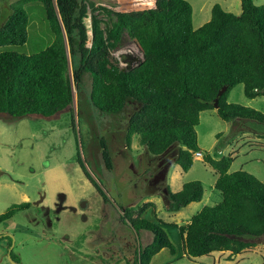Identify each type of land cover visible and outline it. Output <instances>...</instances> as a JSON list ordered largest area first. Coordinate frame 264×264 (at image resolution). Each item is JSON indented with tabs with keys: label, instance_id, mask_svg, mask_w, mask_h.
I'll return each instance as SVG.
<instances>
[{
	"label": "trees",
	"instance_id": "obj_1",
	"mask_svg": "<svg viewBox=\"0 0 264 264\" xmlns=\"http://www.w3.org/2000/svg\"><path fill=\"white\" fill-rule=\"evenodd\" d=\"M19 1L0 25V47L24 45L28 40L29 18L22 3L32 0ZM40 1L54 37L34 53L0 52V113L51 117L65 109L73 112L74 86L78 103L83 91H88L95 109L125 113L128 136H136L152 155L176 151L174 164L183 171L191 168L192 153L199 151L195 126L203 110L216 109L225 121L244 119L249 128L264 133V113L227 102L229 91L237 84L243 85L248 98L264 96V4L240 0L241 13L235 14L216 3L210 19L194 28L188 0H156L150 9L115 12L112 25L103 30L96 15L89 13L90 5L96 9L91 0H56V5L53 0ZM124 30L139 44L143 59L123 71L112 60L111 50L118 46ZM72 123L74 127L73 115ZM102 157L105 167L111 169L105 143ZM204 161L218 174L214 187L222 200L204 205L189 222L178 226L184 252L190 257L217 251L241 254L264 236V182L245 170L230 172V155L214 158L205 154ZM79 162L82 164L80 158ZM163 193L166 209L178 212L201 201L203 186L189 181L172 192L166 185ZM150 206L155 205L150 201L142 204L136 216L126 205L119 206L137 233L151 235L146 243H138L128 264H150L163 248L172 254L176 251L165 228L142 216ZM30 207L29 201L12 204L0 214V223ZM7 237L10 246L11 237L0 235V239ZM10 255L18 262L12 250Z\"/></svg>",
	"mask_w": 264,
	"mask_h": 264
},
{
	"label": "rangeland",
	"instance_id": "obj_2",
	"mask_svg": "<svg viewBox=\"0 0 264 264\" xmlns=\"http://www.w3.org/2000/svg\"><path fill=\"white\" fill-rule=\"evenodd\" d=\"M18 1L0 0V25ZM91 1L96 9L90 5L89 13L96 15L103 30L112 25L115 12L147 9L146 6L132 9L135 8L133 4L127 6L124 3L122 9L117 2L121 0ZM188 2L192 6L194 28L210 19L216 3L228 12L241 13L240 0ZM253 2L264 4V0ZM22 7L29 18L28 40L24 45L1 46L0 52L34 53L46 47L54 37L40 0L23 2ZM104 7L110 12L101 9ZM90 24L91 18L89 27ZM111 57L121 68L129 70L142 61L143 53L139 44L124 30L118 46L111 50ZM74 94L73 112L65 109L51 117H14L0 113V214L14 203H31L30 208L18 211L0 223V235L11 237L10 246V238L0 239V264L131 263L138 244L135 239L143 235L140 242L146 243L151 235L144 231L138 234L127 225L119 206L126 205L136 216L138 208L149 201L155 206L148 207L142 216L162 225L176 248L174 254L167 248L161 249L150 264H264V236L256 240L253 248L238 255L217 253L190 257L184 252L178 228L204 205H214L222 200L220 191L214 187L218 174L204 161L205 154L214 158L230 155L233 158L230 172L245 170L264 182V133L249 128L244 119L225 121L218 116L216 109L201 111L199 123L195 126L200 154L192 153L194 160L188 171L172 164L165 184L176 192L186 182L199 181L203 186V197L180 212H173L166 209L160 194L144 182L145 153L137 137L133 138L131 150L126 146L123 148L125 131L122 130L124 123L120 121L125 119V113L112 114L95 109L88 91H83L79 103L76 90ZM227 102L264 113V96L246 97L242 84L229 91ZM102 138L107 146L109 144L114 170L113 167H102L99 146ZM81 165L96 181L106 199L86 179ZM149 174L145 175L148 177ZM119 184L124 185L128 198L135 199L133 202L129 200L125 204L121 200ZM10 247L18 262L8 256Z\"/></svg>",
	"mask_w": 264,
	"mask_h": 264
},
{
	"label": "flooded vegetation",
	"instance_id": "obj_3",
	"mask_svg": "<svg viewBox=\"0 0 264 264\" xmlns=\"http://www.w3.org/2000/svg\"><path fill=\"white\" fill-rule=\"evenodd\" d=\"M120 122L121 123H124V126L122 127V130L125 131V136H124V144L125 145H124L123 148H125V146H126L127 149H130L131 150L132 149V142L134 141V139H135L136 136L135 137L134 136H131V137L128 136L127 127H126L127 126L126 119L122 118ZM104 143H105V145H106V147L108 149L109 144L107 146V143L105 142V140L103 138L100 139L99 146H100V149H101V159H102L101 160V164L103 165L102 167L105 166L104 165V158L102 157V152L104 151ZM143 153H145L144 165H143L144 182L146 183V186H151V190L152 191L155 190V192H157V193L160 194L163 202H166V197H165V195L163 193L164 190H165V187L167 185V184H165V180L166 179L162 180L159 177H162V171H163L164 165L166 164V162L169 159L172 158L173 152L170 151V152H166V153H164L162 155H159V156H154L150 152H148V150L146 148H144ZM110 157H111V169L113 167V170H114V163L112 161V156L110 155ZM82 170H83L84 176L89 181V183L94 187L95 191L104 199V192H102V190L100 189V187L98 186V184L95 185L96 181L90 175L87 176V174L84 172V169L83 168H82ZM126 170H130V167H126ZM149 172H150V174L147 177L145 174H147ZM102 174L104 175V172H102ZM156 177H157V179H156ZM108 181L110 182V180H108ZM133 181L134 180H132L131 182H133ZM110 185H111V182H110ZM126 186H129V184L126 185ZM119 187L121 188V189H119V193H120L119 195H121V197H122L121 200H124V203L125 204H127L129 202V200H131L130 202H133L135 200V199H131V198H128L127 197V194L124 191L125 190V187H124L123 184H119ZM127 225H129L131 227V223L129 221H128ZM135 241H136V243L137 242L139 243L140 242V238L139 239H135Z\"/></svg>",
	"mask_w": 264,
	"mask_h": 264
},
{
	"label": "water",
	"instance_id": "obj_4",
	"mask_svg": "<svg viewBox=\"0 0 264 264\" xmlns=\"http://www.w3.org/2000/svg\"><path fill=\"white\" fill-rule=\"evenodd\" d=\"M54 1V0H53ZM54 5H56V2L54 1ZM63 34H64V37H65V41L67 40L66 39V35H65V33H64V29H63ZM66 48H67V51H68V46H67V43H66ZM68 67H69V73H70V75H71V77H72V70H71V63H70V57L68 56ZM128 69H130V67L128 68ZM122 70L124 71V70H126V69H124V68H122ZM225 89H226V87L224 86V87H222L219 91H218V93H217V95H216V97L214 98V101H213V103L214 104H216L217 102H218V100H219V98H220V96H221V94L225 91ZM73 104H74V100H75V94H74V90H76L75 88H74V86H73ZM176 152V151H175ZM175 152H173V154L175 153ZM174 162H175V158H172V159H169L167 162H166V164L164 165V168H163V171H162V177H159V178H161L162 180H164V179H166V176H167V174H168V171H169V168H170V166L172 165V164H174ZM156 179H157V177H156ZM160 179V180H161ZM165 191V190H164ZM11 247L9 248V250H8V256L11 258V255H10V251H11ZM15 264H18V263H15Z\"/></svg>",
	"mask_w": 264,
	"mask_h": 264
},
{
	"label": "bare ground",
	"instance_id": "obj_5",
	"mask_svg": "<svg viewBox=\"0 0 264 264\" xmlns=\"http://www.w3.org/2000/svg\"><path fill=\"white\" fill-rule=\"evenodd\" d=\"M136 2L133 6L135 8H142L144 6H149V5H152L154 3V0H121V3L125 4L126 2ZM131 5V4H129ZM128 6V5H127ZM130 8V7H129Z\"/></svg>",
	"mask_w": 264,
	"mask_h": 264
},
{
	"label": "built area",
	"instance_id": "obj_6",
	"mask_svg": "<svg viewBox=\"0 0 264 264\" xmlns=\"http://www.w3.org/2000/svg\"><path fill=\"white\" fill-rule=\"evenodd\" d=\"M116 1H117V0H116ZM117 2L119 3V5H121V8L124 9L122 3L119 2V1H117ZM135 3H136L135 1H134V2H128V3H125L124 5H129V4H133V5H134ZM155 3H156V0H154V3H153L152 5H149V6L145 7V8H147V9L153 8V7H155ZM132 9H136V8H132ZM145 10H146V9H145ZM142 11H143V10H142ZM88 20H89V19H87V22H86V23H87V26L89 27V25H88ZM89 32H91V31H90V27H89ZM194 153H195L196 155H198V154H200V151H195Z\"/></svg>",
	"mask_w": 264,
	"mask_h": 264
},
{
	"label": "crops",
	"instance_id": "obj_7",
	"mask_svg": "<svg viewBox=\"0 0 264 264\" xmlns=\"http://www.w3.org/2000/svg\"><path fill=\"white\" fill-rule=\"evenodd\" d=\"M179 166V165H178ZM180 167V166H179ZM181 211V210H180ZM180 211H178V212H180ZM187 222H189V221H187ZM187 222H185V223H187ZM217 253H229L228 251H224V252H222V251H217V252H213L212 254H211V256H214V255H216ZM232 256V255H231Z\"/></svg>",
	"mask_w": 264,
	"mask_h": 264
}]
</instances>
